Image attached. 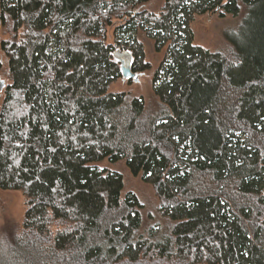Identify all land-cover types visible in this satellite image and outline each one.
Masks as SVG:
<instances>
[{
	"label": "trees",
	"instance_id": "16d2710c",
	"mask_svg": "<svg viewBox=\"0 0 264 264\" xmlns=\"http://www.w3.org/2000/svg\"><path fill=\"white\" fill-rule=\"evenodd\" d=\"M149 1L0 0V191L26 200L0 264H264V0ZM242 9L230 52L195 45L197 16ZM140 32L168 47L155 110L111 91L116 50L138 77L150 69ZM106 161L154 188L165 229L144 232V205Z\"/></svg>",
	"mask_w": 264,
	"mask_h": 264
},
{
	"label": "rangeland",
	"instance_id": "374dc122",
	"mask_svg": "<svg viewBox=\"0 0 264 264\" xmlns=\"http://www.w3.org/2000/svg\"><path fill=\"white\" fill-rule=\"evenodd\" d=\"M164 2L165 0H150L145 4L144 8L151 12L159 13L164 7ZM245 13V9H242V12L237 17L227 15L225 18H220L218 12L197 16L193 23L195 45H201L205 49L210 50V52H230L231 46L226 41L225 34L238 31L244 20V15H246ZM11 37L10 28L0 23V85L4 83L3 90L0 92V110L3 98H5V91L11 85L10 76L7 74L8 60L4 50L1 49V44L3 41L11 40ZM139 40L144 45L145 62L150 65V69L138 77V82L120 79L112 85L111 91L112 93L126 92L131 96L141 97L146 102L149 110H155L158 106V101L154 95L153 76L167 55L168 47H165L161 53L157 52L154 41L148 38L144 32L139 33ZM108 42L115 45L117 43L113 37V31L108 33ZM100 168L121 173L124 177L123 197L133 193L140 199L142 205H144V232L153 226L156 227V230H159V228L162 230L167 227V222L160 215L159 202L154 188L141 180V176L134 177L124 161L116 165L106 161L100 165ZM25 212L26 200L21 192L0 191L1 235L10 237L15 232L20 231L23 226Z\"/></svg>",
	"mask_w": 264,
	"mask_h": 264
},
{
	"label": "water",
	"instance_id": "95a60500",
	"mask_svg": "<svg viewBox=\"0 0 264 264\" xmlns=\"http://www.w3.org/2000/svg\"><path fill=\"white\" fill-rule=\"evenodd\" d=\"M113 59L120 66V72L123 81L138 82V76L133 72L134 57L130 51L116 50L113 53ZM4 83L0 85V92L3 90Z\"/></svg>",
	"mask_w": 264,
	"mask_h": 264
}]
</instances>
